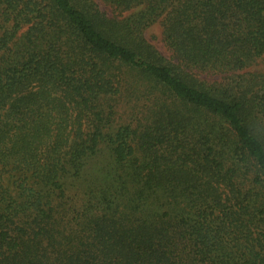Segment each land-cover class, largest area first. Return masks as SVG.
<instances>
[{
    "label": "trees",
    "instance_id": "trees-1",
    "mask_svg": "<svg viewBox=\"0 0 264 264\" xmlns=\"http://www.w3.org/2000/svg\"><path fill=\"white\" fill-rule=\"evenodd\" d=\"M101 1L0 0V264H264V0Z\"/></svg>",
    "mask_w": 264,
    "mask_h": 264
},
{
    "label": "rangeland",
    "instance_id": "rangeland-1",
    "mask_svg": "<svg viewBox=\"0 0 264 264\" xmlns=\"http://www.w3.org/2000/svg\"><path fill=\"white\" fill-rule=\"evenodd\" d=\"M99 3V6L101 9L106 11L110 16L117 15L121 12L115 11L109 4L104 3L101 0H97ZM114 10V11H113ZM124 14H128V12H125ZM146 38L147 40L152 43L165 57L168 59H172L173 54L171 50L169 49L168 45L166 44L165 37H164V26L162 24L161 20L156 21L151 26H149L146 31ZM264 69V57L259 59L254 65L249 67L247 70L249 72H261ZM144 92H140L133 95L132 98L140 97L141 99L135 100L133 99L130 101V99L125 98V100H121V104L119 105V108H121L122 116L123 118L133 114L135 116H139L141 112H143V108H145V105L147 104V98L148 95H142ZM127 95V92L124 94V97ZM118 120V119H117ZM74 193L75 189H72Z\"/></svg>",
    "mask_w": 264,
    "mask_h": 264
}]
</instances>
